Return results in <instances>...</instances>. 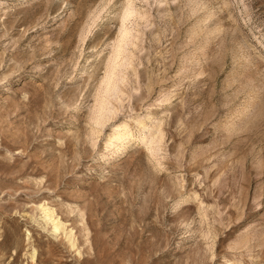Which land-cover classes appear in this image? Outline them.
Returning a JSON list of instances; mask_svg holds the SVG:
<instances>
[{
  "label": "rangeland",
  "instance_id": "obj_1",
  "mask_svg": "<svg viewBox=\"0 0 264 264\" xmlns=\"http://www.w3.org/2000/svg\"><path fill=\"white\" fill-rule=\"evenodd\" d=\"M125 1L0 0V264H264V0L135 1L99 127Z\"/></svg>",
  "mask_w": 264,
  "mask_h": 264
},
{
  "label": "bare ground",
  "instance_id": "obj_2",
  "mask_svg": "<svg viewBox=\"0 0 264 264\" xmlns=\"http://www.w3.org/2000/svg\"><path fill=\"white\" fill-rule=\"evenodd\" d=\"M135 1L144 0H126L118 14V30L116 36L112 37L113 39H111L109 47L110 49L105 62V73L103 74L104 76H102L103 78L100 81V87L98 88L99 93L98 96L96 95L97 98L95 97L96 102L95 105H93V115L91 116L93 123L99 127H102L108 118L111 117L113 111H115L111 100L119 99V96L123 93L120 85L126 81L125 79L127 74H129V68L132 66V49L137 47L134 42V39H136V35L134 33H137L138 30H134L135 28L133 27L138 25V21H146L144 15L147 16V14H144L141 9L137 8ZM157 122L153 123L151 128L146 129L145 126L140 123V120H135L136 125H138L139 129L141 130L139 139L145 146L146 150H148L149 154L152 156H154V152L157 151L156 147L158 146H156V144H158L157 142L160 140V132L156 128ZM113 127L114 128L109 135L110 143L111 140H115L119 135L130 133L128 131L129 128L127 122L120 121L117 124H114ZM42 211L44 213L45 219H50L51 213L49 210L42 206ZM53 228L54 230H58V223H54Z\"/></svg>",
  "mask_w": 264,
  "mask_h": 264
}]
</instances>
